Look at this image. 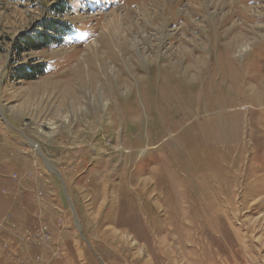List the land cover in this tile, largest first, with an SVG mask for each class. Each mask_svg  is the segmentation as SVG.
Returning <instances> with one entry per match:
<instances>
[{
  "label": "rangeland",
  "instance_id": "1",
  "mask_svg": "<svg viewBox=\"0 0 264 264\" xmlns=\"http://www.w3.org/2000/svg\"><path fill=\"white\" fill-rule=\"evenodd\" d=\"M0 264H264V0H0Z\"/></svg>",
  "mask_w": 264,
  "mask_h": 264
},
{
  "label": "trees",
  "instance_id": "2",
  "mask_svg": "<svg viewBox=\"0 0 264 264\" xmlns=\"http://www.w3.org/2000/svg\"><path fill=\"white\" fill-rule=\"evenodd\" d=\"M61 10L54 13H59ZM65 14V13H63ZM36 30L35 36H26L17 42L15 46V53L20 56L22 53L43 50L52 46H61L65 43L67 38L73 34L72 27L67 23H61L59 19L50 18L44 20ZM43 65H34L33 67L21 66L17 69L20 79L35 80L39 76H43L45 69Z\"/></svg>",
  "mask_w": 264,
  "mask_h": 264
}]
</instances>
